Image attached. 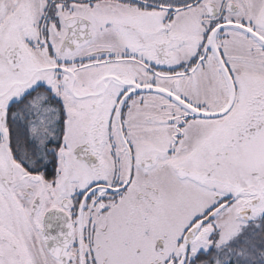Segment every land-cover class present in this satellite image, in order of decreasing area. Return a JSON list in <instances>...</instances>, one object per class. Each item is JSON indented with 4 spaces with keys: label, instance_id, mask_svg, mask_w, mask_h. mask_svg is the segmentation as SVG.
I'll list each match as a JSON object with an SVG mask.
<instances>
[{
    "label": "snow or ice",
    "instance_id": "obj_1",
    "mask_svg": "<svg viewBox=\"0 0 264 264\" xmlns=\"http://www.w3.org/2000/svg\"><path fill=\"white\" fill-rule=\"evenodd\" d=\"M0 264H264V0H0Z\"/></svg>",
    "mask_w": 264,
    "mask_h": 264
}]
</instances>
